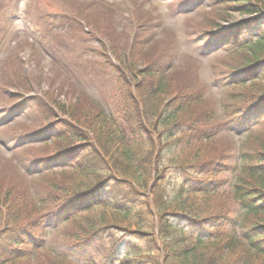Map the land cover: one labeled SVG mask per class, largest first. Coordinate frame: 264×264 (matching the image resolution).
Segmentation results:
<instances>
[{"label": "trees", "instance_id": "obj_1", "mask_svg": "<svg viewBox=\"0 0 264 264\" xmlns=\"http://www.w3.org/2000/svg\"><path fill=\"white\" fill-rule=\"evenodd\" d=\"M217 4L221 7L214 11L212 36L208 31L204 37L209 35L217 45L228 46L243 33H257L253 45L247 50L238 49L239 64L232 68L231 75L235 83L228 84L232 88L248 87L246 111L257 120L264 116V84H261L264 0H219ZM88 9L89 13H85L91 18L92 7L89 5ZM234 11L247 18L227 28L220 27L217 21L230 17ZM90 21L86 27L93 29V35L103 38L98 28L100 24ZM101 24L107 26L109 23ZM3 33L4 30L0 31ZM139 36L140 32L134 35L126 47L123 62L117 61L118 66L105 57L104 67L110 72L115 70L122 79L119 119L109 117L99 107H86L84 114L77 115L73 107L65 110L62 104L49 98L34 102L32 97L17 96L19 107L27 106L29 111L47 119L38 133L21 136L16 144L52 143L51 155L34 159L27 165L28 169L36 174L41 172V175L45 170L69 169L73 176L60 182L44 181L47 192L38 193L37 202L31 208L27 207L23 196L26 192L14 197L17 189L6 182L0 183V264H20L23 258L43 245L49 228L78 215L82 216L74 231L67 235L65 253L84 264H264L263 134L254 136V146L239 153L240 163L232 193L234 202L242 207L246 216L239 244L230 239L217 243L216 238L209 244L211 248L206 255L194 253L188 258L193 249L187 245L181 247L177 242L178 239L182 241L178 222L182 219L178 215L184 213L174 204L176 198L169 197L166 192L165 161L176 167V173L183 174L179 194L210 191L211 186L205 185L202 178L225 171L227 163L221 154L211 158L206 154L203 141L209 136L201 132H197L200 146L189 147L184 152L177 150L181 147V139L187 141L184 146L190 142L185 135L208 125L213 112L207 110L194 116L191 108L195 101L188 95L172 96V82L163 78L169 69L168 56L144 65L148 60L142 58L145 52L142 53ZM105 48L103 44L99 51ZM99 56L104 59L100 53ZM175 130L180 132L176 137ZM36 139L40 140L34 142ZM200 184L205 188L199 187ZM119 197L125 201L124 205L118 201ZM105 208L112 211L91 212ZM190 212L189 220H195L190 223L193 226L201 221L210 228L227 225V210L222 206L213 207L206 215L201 208ZM249 218L252 220L248 221ZM140 259L143 262L137 261Z\"/></svg>", "mask_w": 264, "mask_h": 264}, {"label": "rangeland", "instance_id": "obj_2", "mask_svg": "<svg viewBox=\"0 0 264 264\" xmlns=\"http://www.w3.org/2000/svg\"><path fill=\"white\" fill-rule=\"evenodd\" d=\"M218 2L0 0V31L4 30L0 34V183L6 182L17 189L14 197L26 192L23 196L27 207L31 208L37 202L36 195L47 192L44 181L60 182L73 176L69 169L45 170L42 175L28 169L30 166L27 165L32 160L51 155L52 143L43 144L36 139L34 142L38 143L16 144L21 136L38 133L47 119L40 113L29 111L27 106L19 107L16 101L18 97H32L34 102L45 97L62 104L65 110L73 107L72 111L77 115L84 114L86 107H99L109 117L119 119L122 79L115 70L110 72L105 68L104 63L106 58L117 66V61L122 63L127 45L140 32L138 41L142 44V53L145 52L142 58L148 60L144 65L166 56L169 58V69L163 78L172 82V96L188 95L195 101L191 108L194 116L207 110L213 112L208 125L201 129L197 127L195 132L185 135L190 142L184 146L187 141L181 139V147L177 150L184 152L189 147L200 146L197 132H201L209 136L207 141H203L206 154L210 158L221 154L227 163L225 171L214 177H200L206 181L205 185L211 186L210 191L179 194L183 174L176 173V167L165 161L166 192L169 197L176 198L174 204L184 213L178 215L182 219L178 221L182 241L178 239L177 242L181 247L187 245L193 249L188 258L194 253L206 255L211 248L209 244L216 238L217 243L230 239L239 244L241 226L246 217L232 196L240 163L239 153L254 146V136L264 135V116L254 120L253 115H248L249 98L245 101L248 87L232 88L228 84L235 83L231 75L232 68L239 64L238 49L247 50L253 45L257 33H243L228 46L217 45L209 35L204 37L208 31L212 36L211 22L215 20V9L220 6ZM89 5L92 7L91 18L86 15ZM230 14V17L217 21L220 27L227 28L247 18L235 11ZM90 20L100 24L98 28H101L103 38L93 35V29L86 27ZM105 21L109 23L107 26L101 24ZM8 24L11 26L7 27ZM103 44H106L105 50L99 51ZM261 74V84H264V71ZM178 134L180 132L175 130V137ZM152 139H155L154 135ZM24 169L29 170L28 175L24 174ZM40 176H44L43 179ZM205 185L200 184L199 187L205 188ZM184 189L186 191V187ZM118 201L125 204L121 197ZM217 206L227 210V225L210 228L202 221L198 226L190 224L195 221L189 220L191 209H204L203 215H206ZM100 211L112 210L94 209L92 212ZM81 216L49 228L42 247L23 258L20 264H84L65 253L67 235L74 231ZM145 220L149 221L148 218ZM226 252L224 250V254ZM137 261L143 262L141 259Z\"/></svg>", "mask_w": 264, "mask_h": 264}]
</instances>
